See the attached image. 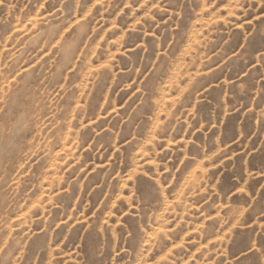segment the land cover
<instances>
[{"label": "rangeland", "instance_id": "1", "mask_svg": "<svg viewBox=\"0 0 264 264\" xmlns=\"http://www.w3.org/2000/svg\"><path fill=\"white\" fill-rule=\"evenodd\" d=\"M0 264H264V0H0Z\"/></svg>", "mask_w": 264, "mask_h": 264}]
</instances>
